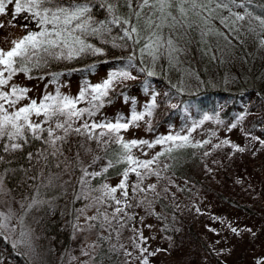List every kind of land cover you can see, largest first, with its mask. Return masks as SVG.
<instances>
[{
  "label": "rangeland",
  "instance_id": "374dc122",
  "mask_svg": "<svg viewBox=\"0 0 264 264\" xmlns=\"http://www.w3.org/2000/svg\"><path fill=\"white\" fill-rule=\"evenodd\" d=\"M9 21L15 26H11ZM18 21L11 18L8 12L0 14V23L4 25L0 27V47L5 49L11 47V40L23 35L24 28ZM261 34L264 38V28ZM111 71L113 70L92 74L89 78L62 82L30 79L19 73L13 78L12 83L27 88L28 97L39 102L45 94L55 95L57 91L63 95L76 97L86 86L101 83ZM131 72L138 79L136 73ZM135 80L120 82L115 85L114 90ZM142 91L114 104L104 102L95 116L89 119L113 122L117 118L130 119L133 110L137 113H146L147 105L155 96L156 107L153 108L152 115H145L144 120L138 122V126L122 132L124 139H143L151 142L168 134L189 135L192 143L201 142L203 145L200 155L206 161V170L211 177L200 185L187 184L169 174L163 167L166 161L159 158V164L154 167L158 168L161 176L159 178L154 175L148 176L142 185L143 187L156 184L155 192L131 193V184L137 178L130 174L129 202L133 206L127 208L126 212L134 218L128 220L125 216L121 221L125 225L123 228H120L116 221H113L112 227L109 228L103 217L99 216L97 208L101 212L106 211L111 218L112 207L99 204L86 207L94 204L92 197L98 196V192H92L88 199L83 196L77 198L83 189V185L79 183L83 174L82 169H87L88 172L101 171L106 165L104 159L92 164L93 157L99 156L102 147L97 146L95 141L86 140L85 137L73 133L66 141L57 142L60 152L56 156H52L50 154L52 149L44 144L42 151L31 157L35 168L29 166L21 171H14L11 168L8 170L14 185L10 186L4 180L10 190V196L3 197L6 203L0 205V210L6 211L10 206L17 215H20L23 211L21 203L27 205L33 197L47 202L29 210L24 218L25 224L31 229V241L39 255V261H31L24 254L27 250L23 246L13 247L9 240L0 239L6 243L4 246L8 252L24 254L31 264H81L82 261L91 264L98 249L97 240L105 236L110 239L102 241L109 247L116 246L118 256L113 258L116 264H142L143 256H147L149 264H264V145L259 142L264 140V131L260 132L264 128V120H259L262 112L260 106L248 100L236 115L226 120L220 116L223 106L217 105L214 109H207L183 127L175 126L176 121L172 126L162 125L157 129L158 126L155 125L156 121L162 118L160 111L164 105H161V100L166 98L165 91L146 93ZM90 98L86 96L77 107H89ZM205 116L210 119H204ZM256 116L258 120L253 123L252 119ZM233 124L236 127H232ZM57 134L63 133L58 130ZM255 137L259 139H254ZM225 140L229 143L223 144ZM203 141L209 143L203 144ZM217 144L221 146L215 147ZM233 145L237 147L234 148ZM74 146H77L76 150ZM168 146L170 145H157L151 149L145 147L143 151L133 148L132 152L140 159H147ZM238 148H243L244 151H238ZM143 152L148 155L145 156ZM206 152L209 154L205 155ZM26 176L34 177L37 183L31 193L27 190L22 191L17 186V183ZM85 179L90 181L89 188H98L103 183L115 186L119 183L120 176L98 185L91 182V177ZM84 191L86 194L87 189ZM217 193L239 205L228 203ZM116 195L119 197L120 192L118 191ZM133 195L135 199L131 198ZM145 196L152 202L151 207H148L146 202L140 203ZM158 198H164L167 207H160ZM72 199L78 202L73 215L70 211ZM243 205L246 209L240 208ZM90 216H98V219L88 220L87 217ZM101 223L105 224L103 228L100 227ZM190 223L196 236L205 243V246L195 241L188 233ZM89 225L94 226L90 228ZM233 228L237 231L233 232ZM133 229H138V232H134ZM140 233L147 238L146 241L140 240ZM67 236H70V240ZM12 238L14 240L16 235L13 234ZM135 243L146 247L148 252L141 254L135 248ZM82 250L90 255H82ZM125 250L132 255L125 256ZM138 256L141 259H137ZM71 257L77 259L71 260ZM10 262L11 257L5 255L0 260V264Z\"/></svg>",
  "mask_w": 264,
  "mask_h": 264
},
{
  "label": "snow or ice",
  "instance_id": "6c2138e0",
  "mask_svg": "<svg viewBox=\"0 0 264 264\" xmlns=\"http://www.w3.org/2000/svg\"><path fill=\"white\" fill-rule=\"evenodd\" d=\"M123 3L131 9L128 17L123 19V24L131 25L130 28L124 29L123 38L134 39V42L139 44L142 39L140 32L151 30L149 42L140 48V52L143 54L147 51L155 59L158 54H161L160 50L165 44L168 47L169 55L177 51L173 40L170 37L165 40L162 35V30L171 16L168 9L179 5L181 15H187V9L185 8L187 4L191 6L192 10L199 9L200 11L196 12L199 15L201 12L212 13L215 10L212 7L213 4L217 9H227L229 4H235L236 0H123ZM8 5H14L13 19L22 12L28 13L25 20L34 23L35 30L28 29V23H25L23 25L25 34L23 36L11 40V47L7 49L0 47V150L4 153L15 152L22 150L29 140H41L52 149L50 154L56 156L60 152L57 142L66 141L67 137L73 133L85 137L86 140L95 141L97 146L103 148L105 154L112 150V146L115 145L114 158L108 159L101 171L88 172L87 169H82L83 174L79 183L83 185V189L77 198L83 196V198L88 199L92 192H98V196L92 197L94 204L86 205V207H93L95 204L112 207L111 218L106 211L101 212L97 208V212L99 216L103 217V221L107 223L109 228L112 227L113 221H116L119 227L123 228L125 225L121 221L125 216L128 220L134 218L126 212L127 208L133 206L129 202L130 174H134L137 178L131 184V193L155 192L156 184H148L143 187L142 185L148 176L154 175L158 178L161 176L158 168L154 167V165L159 164L161 156L171 154L174 148L202 147L203 145L201 142L192 143L189 135L181 134L160 136L151 142L143 139H124L122 132L127 131L130 127L138 126V122L144 120L145 115H152V110L156 107L155 96L152 102L147 105L146 113H137L133 110L130 119L117 118L115 122L89 119L95 116L99 107L103 106L104 98L108 97L109 92L114 90L116 84L136 79V76L128 70L133 66L131 63L125 68L111 71L101 83L88 85L81 89L76 97L63 95L59 91L55 95L45 94L39 102L28 97L29 90L27 88L12 83L17 74H28L32 68L46 65L49 59H73L88 52L92 54L101 53L102 49L94 48L82 39L83 33L89 31V21L92 19L88 0H82V2L71 0L70 3H66L65 0H0V14L6 12ZM101 7H106L111 12L116 5L106 0ZM229 11L234 16L233 24L236 21H243L245 15H251L250 13L245 15L231 13L230 9ZM133 18L136 21L135 23H133ZM171 18L172 20L176 19L174 16ZM255 19L264 28V18L256 17ZM114 22L119 23L120 21L116 20ZM9 24L15 26L11 21H9ZM0 27H4L3 23H0ZM77 30H80L79 35H77ZM99 31V28H91L92 34H97ZM134 33L136 34L135 38L133 37ZM128 59L131 62L133 57ZM139 71L144 72L145 69L140 68ZM153 74L151 71L147 73L148 76ZM29 78L31 77L29 76ZM86 96L91 97L88 100L89 107H77L81 101L85 100ZM25 100L28 102L24 103ZM173 107L176 106L173 105ZM33 117L37 119H33ZM204 119L207 120L210 117L205 116ZM77 122L79 123L77 124ZM232 127H236V125L233 124ZM58 130L63 134H57ZM254 139L259 138L255 137ZM259 142L264 145V140ZM207 143L209 141H203V144ZM222 143L227 144L229 141L225 140ZM157 145L170 146L156 152L147 159H140L132 152L133 148L143 151L145 147L151 149ZM220 146V144L215 145L217 148ZM233 147L237 146L233 145ZM237 150L244 151L243 148ZM143 154L148 155L146 152H143ZM208 154L205 153V155ZM28 156L31 159L32 153H28ZM102 159L103 157L95 156L92 159V164H96L98 160ZM3 161L4 156L0 155V163ZM117 166L122 167V171L118 173L120 176L119 183L115 186L103 183L98 188H89L90 181L85 177H100L106 174L109 169H115ZM163 167L166 170L169 165L165 164ZM85 189H87L86 194ZM118 191L120 192L119 197L116 195ZM4 196H10V190L4 183L3 174H0V205L6 203L3 199ZM131 198L135 199V196L133 195ZM145 202L148 207H151L152 202L147 200L146 196L140 203ZM44 203L47 202L33 197L27 205L21 203L20 207L23 211L20 215H17L10 206L6 211L0 210V239L9 240L13 247L23 246L27 250L24 254L31 261H39L40 258L31 241V229L25 224L24 218L29 210ZM87 219L95 221L98 216H90ZM93 226L89 225L90 228ZM104 226V223L100 224V227L103 228ZM133 231L138 232V229H133ZM232 231L236 232L237 229L233 228ZM13 234L16 235L14 240L12 238ZM139 238L142 241L147 239L142 233L139 234ZM100 239L107 240L110 237L101 236ZM134 246L141 254L148 252V249L141 247L140 243H135ZM112 247L113 250H116L115 245ZM81 254L84 256L90 255L83 250ZM124 254L125 256L132 255L131 252L126 250ZM149 254L154 255V253ZM75 259L77 257H71V260ZM137 259H141V257L138 256ZM81 264H88V261H82ZM142 264H149L147 256H143Z\"/></svg>",
  "mask_w": 264,
  "mask_h": 264
},
{
  "label": "trees",
  "instance_id": "16d2710c",
  "mask_svg": "<svg viewBox=\"0 0 264 264\" xmlns=\"http://www.w3.org/2000/svg\"><path fill=\"white\" fill-rule=\"evenodd\" d=\"M65 2L70 3L71 0ZM105 2L106 0H88L92 19L89 21V31L84 32L82 36L86 44L101 48V53L88 52L73 59H49L46 65L32 68L28 74H20L27 78L30 76V79H49L52 82L76 81L103 71L125 68L131 63L133 66L128 70L135 72L138 79L110 91L104 102L114 104L141 90L142 93L165 91L166 98L161 100V105H164L160 111L162 118L160 117L155 125L158 126L157 129L162 125L172 126L176 121L175 126L183 127L190 120L198 118L207 109H214L217 105L223 106L220 116L229 120L248 100L260 106L262 112L259 120H264V38L261 34L263 28L255 19L264 18V0H236V3H230L227 9H217L213 4L215 10L212 13L201 12L199 15L196 14L199 9L192 10L187 4L185 5L187 15H181L179 5L168 9L171 16L162 30V35L165 40L169 37L173 40L177 51L169 55L165 44L160 50L161 54L155 59L147 51L143 54L140 52V48L149 42L151 30L140 32L142 39L139 44L135 43L134 39L123 38L124 29L131 26L123 24V19L128 17L131 9L123 0H107L116 5L110 12L106 7H101ZM229 9L231 13L251 15H245L243 21H236L233 24L234 16L230 14ZM13 11L14 5H8L6 12L11 18ZM27 15L28 13L22 12L15 19H18L22 26L28 23V29L35 30V24L25 20ZM172 16L176 19L172 20ZM116 20L120 22H114ZM135 22L133 18V23ZM93 27L99 28V33L92 34ZM79 34L80 30H77V35ZM133 37H136L135 33ZM129 57H133L131 62ZM140 68H144L145 71L140 72ZM149 71L154 74L148 76ZM257 120L256 116L252 122L256 123ZM263 131L264 128L260 130L261 133ZM43 148L44 143L41 140H29L22 150L10 153L0 150V155L4 156V161L0 163V172L3 173L5 182L10 186L14 185L8 170L11 168L14 171H21L33 166L28 153H32V157L36 156ZM76 148L77 146H74V150ZM201 148L191 146L174 148L171 154L160 158L169 165L167 170L173 177L187 184L200 185L211 177L206 170V161L200 155ZM115 150L116 146L113 145L112 150L105 154L101 148L98 155L107 163L108 159L114 158ZM120 171L121 166L109 169L106 174L92 178L91 182L98 185L119 176ZM36 185L35 178L27 176L17 183L22 191L27 190L28 193H31ZM217 194L228 203L239 205L221 193ZM158 202L160 207H167L164 198H158ZM77 204V201L71 200L72 215ZM240 208L246 209V206ZM188 233L195 241L205 246V243L196 236L191 223ZM67 239L70 240V236H67ZM97 241L98 249L91 264H116L113 258L118 256V252L113 250V245L109 247L104 241ZM4 244L6 243L0 240V260L5 255L11 257L10 264H31L24 254L16 251L9 253Z\"/></svg>",
  "mask_w": 264,
  "mask_h": 264
}]
</instances>
